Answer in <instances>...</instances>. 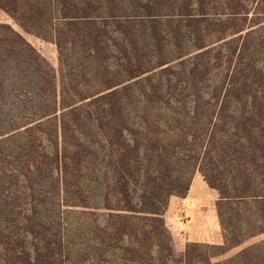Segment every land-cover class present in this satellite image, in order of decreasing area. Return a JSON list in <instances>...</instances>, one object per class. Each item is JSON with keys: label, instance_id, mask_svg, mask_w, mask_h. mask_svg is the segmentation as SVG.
Wrapping results in <instances>:
<instances>
[{"label": "trees", "instance_id": "16d2710c", "mask_svg": "<svg viewBox=\"0 0 264 264\" xmlns=\"http://www.w3.org/2000/svg\"><path fill=\"white\" fill-rule=\"evenodd\" d=\"M0 9L59 64L0 22V264H264V239L206 251L264 233V0ZM196 171L223 244L175 257L163 212Z\"/></svg>", "mask_w": 264, "mask_h": 264}, {"label": "rangeland", "instance_id": "374dc122", "mask_svg": "<svg viewBox=\"0 0 264 264\" xmlns=\"http://www.w3.org/2000/svg\"><path fill=\"white\" fill-rule=\"evenodd\" d=\"M0 22L11 24L56 71L59 70L56 48L51 41L41 39L34 33L26 31L1 9ZM163 78L166 79V76L164 75ZM182 97L179 96V99L181 100ZM184 101L188 107V95L184 96ZM218 197V191L210 187L202 174L196 171L187 194L183 197L172 195L169 198L163 212V220L175 257H180L184 253L188 243L195 242L204 247L211 244H223V234L216 206ZM262 239H264V233L243 241L223 254H220L221 250L217 248H208L206 251L212 257V261H221L234 256L242 248Z\"/></svg>", "mask_w": 264, "mask_h": 264}]
</instances>
